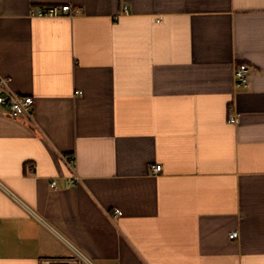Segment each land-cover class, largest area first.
Wrapping results in <instances>:
<instances>
[{
    "label": "crops",
    "instance_id": "obj_1",
    "mask_svg": "<svg viewBox=\"0 0 264 264\" xmlns=\"http://www.w3.org/2000/svg\"><path fill=\"white\" fill-rule=\"evenodd\" d=\"M1 85L0 264H264V0H0Z\"/></svg>",
    "mask_w": 264,
    "mask_h": 264
},
{
    "label": "built area",
    "instance_id": "obj_2",
    "mask_svg": "<svg viewBox=\"0 0 264 264\" xmlns=\"http://www.w3.org/2000/svg\"><path fill=\"white\" fill-rule=\"evenodd\" d=\"M80 9L74 7L71 4H48L39 7H32L30 15L33 17H60V16H70L78 14ZM235 79L236 85L238 87L246 86L250 80V68L247 64H240L235 69ZM0 92V105H7L10 110V115L16 118L31 115L34 106V98L32 96H23L18 93H13L11 91L4 93L5 87L1 85ZM232 122H236V119H231ZM162 171V165L157 164L152 166V173H160ZM78 180L74 177L72 183ZM52 187H56V183H52ZM117 215H121L122 211L120 209L116 210ZM232 239H237L239 237L238 231H233L230 235Z\"/></svg>",
    "mask_w": 264,
    "mask_h": 264
}]
</instances>
